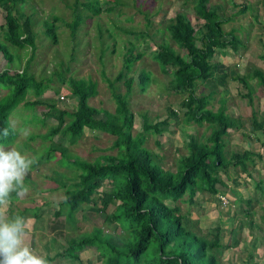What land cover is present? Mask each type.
I'll return each mask as SVG.
<instances>
[{
  "label": "rangeland",
  "instance_id": "obj_1",
  "mask_svg": "<svg viewBox=\"0 0 264 264\" xmlns=\"http://www.w3.org/2000/svg\"><path fill=\"white\" fill-rule=\"evenodd\" d=\"M121 1L123 3L119 7L112 2L104 3L103 11L98 16H90V12L82 5L76 6V0H27L25 4H21L19 9L24 17H30L35 35L36 47L29 70L34 72L36 78H42L45 84L46 79L51 78L52 82L41 99L54 103L57 109L71 112L75 108L76 99L69 96V85H61L59 78L54 76V71L63 74L67 80L74 78L96 82L97 96L89 99L88 104L112 113L115 103L104 78L114 79L123 70L129 40H135L139 32L148 34L144 43L142 40L134 41L136 53L143 51V48L146 53L134 63L132 71L128 74V77L134 78V86L128 97L129 108L135 115L132 134L136 135L141 131L143 116L151 122L167 120L170 126L161 134L147 135L144 146L152 152L158 165L164 170L175 172L180 160L188 155L189 139L207 143L211 130L205 122L202 125L183 123L185 110L181 103L188 93L175 90L170 85V78L160 72L158 65L149 56L150 51L146 46L151 47L153 51L161 44L168 43L179 55L184 54L183 50L178 49L169 40L164 31L165 26L177 14L185 15L194 27L204 21L195 18L193 0ZM247 3L253 6L255 11L251 13H256L257 19L250 11H241L242 0H209L210 9H214L222 18L230 19L223 25V30L229 32L234 29L242 46L237 54L228 48L226 54L214 55L212 63H215L217 68L213 82L217 87L213 88V83L197 82L195 95L208 98V110L217 112L223 108L224 113L237 123L236 128L228 129L227 134L223 136L226 157H230L234 152L250 156L245 161V169L229 164L219 172V178L225 186L217 185L216 188L222 195H216L212 199L205 193H198L193 205L187 203L188 196L176 205L182 215L190 217L195 233L210 238L214 228L220 227L221 246H231V233L232 230L236 231L239 244L235 247L220 248L218 256L222 262L245 264L248 254H252L251 263L264 264V136L252 127L254 115L257 121L264 118V87L258 83L256 77H252L248 81L252 88L249 92L240 80L254 71H261L264 76V7L259 4V0H249ZM78 12L82 15L84 23L72 38L66 24L71 23ZM4 17L5 13L0 9V25L4 23ZM52 17L58 19L54 23L56 44L45 34V30L52 23ZM147 18L150 19L149 23ZM160 30L162 33L158 32ZM1 35L2 30L0 40L3 43ZM8 49L13 56V63L8 66L0 53V71L6 68L10 71L21 70L30 54L29 49L19 51L10 46ZM142 71L150 75V82L145 91H141L139 83ZM116 85L120 93L126 92L121 82ZM212 91L214 92L209 97ZM27 98L34 100L31 96ZM43 109L44 105H40L28 110L22 102L9 115V124L17 135L12 138L11 145L3 147L20 151L22 155L35 160L32 166L36 163L39 165L31 169L24 179L27 193L24 196L12 193L7 210L3 213L10 217L22 213L28 225L26 230L31 233L28 235L33 238L31 242L30 238H25V242L32 243L28 246L46 258L56 256L57 252L64 250L68 240H79L93 228H100L103 233L111 236L121 235L122 231L105 221V215L112 211V206L106 212L99 211V196L110 192V184H104L98 190L96 205L82 206L73 213V222H69L67 208L61 206L66 198L65 192L73 189L72 182L77 178L74 168L68 166V159L95 163L101 156H117V149L112 148L115 137L85 129L83 136L74 145H69L60 135L47 141L41 137L46 135L56 121L47 117L42 124L40 117L43 118ZM169 110L177 113L178 120L169 117ZM51 140L61 144L67 159L63 156L61 159L58 150L47 162V148L51 145ZM50 176L52 178L49 179ZM58 184L66 187H58ZM222 198L227 201L226 205H222ZM166 203L173 204L170 201ZM26 209H35L39 216L36 224L32 219L33 213ZM58 210H61V215L56 217ZM40 224L43 229L35 231V225L40 227ZM105 234L104 236L108 237ZM79 258L80 263H75L57 257L48 264L103 263L94 248L84 249Z\"/></svg>",
  "mask_w": 264,
  "mask_h": 264
},
{
  "label": "trees",
  "instance_id": "obj_2",
  "mask_svg": "<svg viewBox=\"0 0 264 264\" xmlns=\"http://www.w3.org/2000/svg\"><path fill=\"white\" fill-rule=\"evenodd\" d=\"M242 1L243 13L255 11L251 3L246 4L249 0ZM26 2L27 0H0V9L5 13L4 23L0 25L1 38L4 39L3 43L0 40V53L8 66L13 63L9 46L19 51L29 49L30 53L21 70L10 71L6 68L0 71V146L11 145L12 138L17 135L9 124V115L15 107L24 102V107L28 110L44 105L45 109L41 113L43 118L40 117L42 124L47 117L56 121L46 133V137L41 138L48 141L60 135L69 145H74L87 129L115 137L112 148L118 151L117 156H101L95 163L68 159V166L74 168L77 178L72 182L73 189L65 192L66 198L61 206L67 208L69 222H73V213L82 206L96 205L98 190L104 184H110V192L99 196V211L106 212L110 206L113 207L112 211L105 215V221L117 226L116 229L122 231L121 235L111 236L103 233L100 228H93L79 240H68L62 252H57L56 256L47 257L46 260L53 262L58 257L80 263V252L94 248L103 259L102 264H232L222 262L218 252L220 248L235 247L239 244L236 231L232 230L231 246H221L220 227L214 228L210 238L199 235L193 231L190 217L182 215L176 205L185 196H188L187 203L193 205L198 193H205L212 199L216 195H222L216 188L217 185L225 186L219 178V172L229 164L245 169V161L250 156L234 152L230 157H226L223 136L227 134L228 129L236 128L237 123L224 113L223 108L217 112L208 110V98L195 95L197 82H209L213 83V88L217 87L213 82L217 68L216 64L212 63L214 55L226 54L228 48L237 54L242 46L234 29L225 32L222 28L230 19L222 18L214 9H210L209 0H193L195 18L203 20L204 23L194 27L185 15L177 14L164 29L169 40L178 49L183 50L184 54L179 55L168 43L161 44L153 51L151 47L146 46L150 51L149 56L158 65L160 72L170 78V85L175 90L188 93L181 103L185 110L183 123L202 125L205 122L211 130L207 143L189 139L188 155L180 160L176 171L171 172L158 165L152 152L144 146L147 135L161 134L170 126L167 120L151 122L143 116L141 131L136 135L132 134L135 115L129 108L128 97L134 86V78L128 77V74L132 71L134 63L146 53L144 48L136 53L134 41L142 40L144 43V38L149 35L139 32L135 40H129L123 70L114 79L104 78L115 103L114 112L97 109L88 104L89 99L97 96L96 82L74 78L67 80L63 74L54 71L53 74L59 78L61 85H69V96L76 99L75 108L71 112L59 110L54 103L41 99L52 82L51 78L46 79L45 84L42 78H36L34 72L29 70L36 46L32 21L30 17H24L19 9L20 5ZM109 2L116 7L123 3L121 0H76V6L82 5L90 12V16H98L103 11L102 5ZM259 4L264 7V0H259ZM251 14L257 19L256 13ZM57 21L56 17H52L51 25L45 30L46 36L53 44L57 43L54 29V23ZM82 21V15L78 12L74 20L66 24L72 38L84 23ZM149 21L147 18V23ZM158 32L162 33L161 30ZM262 57L264 58V55ZM252 77H256L258 83L264 87L263 73L254 71L240 78L249 92L252 88L248 81ZM120 82L126 88L125 93L118 91L116 84ZM149 82L150 75L140 72L141 91H145ZM28 96L34 97V100H29ZM249 99L251 101V97ZM169 114V117L178 120L176 112L169 110ZM252 127L264 136V118L257 121L254 115ZM5 128L9 129L7 137L2 135ZM58 150L61 159L62 156L68 158L61 144L51 140V145L47 148V162ZM38 165L36 163L31 166L30 170ZM58 187L65 188L66 185L58 184ZM166 201L173 204L169 205ZM60 211L55 213L56 217L61 215ZM248 255L245 264H255L250 262L252 254Z\"/></svg>",
  "mask_w": 264,
  "mask_h": 264
},
{
  "label": "clouds",
  "instance_id": "obj_3",
  "mask_svg": "<svg viewBox=\"0 0 264 264\" xmlns=\"http://www.w3.org/2000/svg\"><path fill=\"white\" fill-rule=\"evenodd\" d=\"M7 137L9 129H3ZM35 163L33 158L22 155L13 148L0 146V208L6 205L12 193H27L23 181ZM28 225L23 217H7L0 211V264H48L25 242Z\"/></svg>",
  "mask_w": 264,
  "mask_h": 264
},
{
  "label": "crops",
  "instance_id": "obj_4",
  "mask_svg": "<svg viewBox=\"0 0 264 264\" xmlns=\"http://www.w3.org/2000/svg\"><path fill=\"white\" fill-rule=\"evenodd\" d=\"M27 182H28V180H27ZM11 202H12V201H11ZM27 208H28V207H27ZM0 209H3V210H0V211H3V212H4V210H7V204L4 205V206H3L2 208H0ZM26 210H27V211L29 210V211H31V213H33V214H31V215H33L32 219H34V223L36 224L37 221L39 220V216L37 215L35 209H34V210L26 209ZM18 216H19V217H22V213H19ZM7 217H10V216H7ZM40 225H41V226H40ZM40 225H39L40 227H38L37 225H35V228H33V229H34L35 231L42 230V229H43V226H42V224H40ZM26 231H27V230H26ZM28 233L31 234L30 232L27 231V235H26L25 238H30V242H31V241H33V238H32L31 235H28ZM26 244H27V243H26ZM27 245H32V243H31V244H27ZM32 249H33V248H32ZM47 257H51V256H47ZM47 257H46V258H47Z\"/></svg>",
  "mask_w": 264,
  "mask_h": 264
},
{
  "label": "built area",
  "instance_id": "obj_5",
  "mask_svg": "<svg viewBox=\"0 0 264 264\" xmlns=\"http://www.w3.org/2000/svg\"><path fill=\"white\" fill-rule=\"evenodd\" d=\"M222 199L224 200V204H222V205H226L227 204V201L224 198H222Z\"/></svg>",
  "mask_w": 264,
  "mask_h": 264
}]
</instances>
